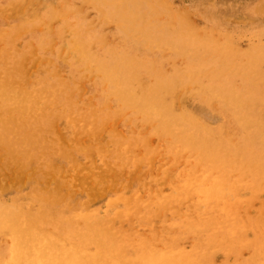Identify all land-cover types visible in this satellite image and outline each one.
I'll return each instance as SVG.
<instances>
[{"label":"bare ground","instance_id":"1","mask_svg":"<svg viewBox=\"0 0 264 264\" xmlns=\"http://www.w3.org/2000/svg\"><path fill=\"white\" fill-rule=\"evenodd\" d=\"M62 1L0 0V166L25 169L0 179V264H264V47L161 0H82L97 23ZM124 114L131 134L108 127ZM86 150L85 199L35 185Z\"/></svg>","mask_w":264,"mask_h":264},{"label":"rangeland","instance_id":"2","mask_svg":"<svg viewBox=\"0 0 264 264\" xmlns=\"http://www.w3.org/2000/svg\"><path fill=\"white\" fill-rule=\"evenodd\" d=\"M55 1H57V3L60 4L59 6L60 8L62 9L64 8V1L62 0H55ZM73 1L83 8L84 13H85V18L87 21H92L93 23L98 22L99 20L98 12L92 4L90 3L87 4L83 2L82 0H73ZM161 1L166 4H169L170 6L176 5L175 7H173L174 9L178 7L184 8L186 12V16L188 14L187 16L188 20L195 23L196 26L201 31L208 29L207 26L210 28L212 25H215L213 21H217V22H220V24H222V26L227 30V32L241 31L239 32L241 35H240L238 42L244 48H247L249 46H256V47L258 46L259 48L264 47V43H263L264 42V39H263L264 38V34H263L264 33V30H263L264 29V0H236V1L235 0H227V1L226 0H222V1L221 0H161ZM3 7L8 8V4L4 5ZM237 11L240 12V18L238 19L235 17ZM245 11L247 12V14ZM213 18L215 20H211ZM60 24H61L60 20H57L55 23V27H59ZM9 27L10 25H7L4 28H7L8 30ZM42 29H43L42 26H39L37 28V32L41 33ZM67 34H70V33H67ZM105 36L108 38L110 43L112 42L119 43L121 41V35L115 32L112 24L108 25V29H107ZM57 39H60V36H57ZM259 42L261 43V45ZM30 56H32V54H30ZM28 57H29V53H28ZM181 62L182 60H178L176 63H174L172 62V60L167 59L164 62V66L166 69L171 70L176 64H181ZM80 74L83 77L85 75H87L88 77L85 80H83L84 83L86 82L92 83L94 80L98 78L97 72H89L85 69L81 70ZM24 76L26 78H29L30 76H33V74H31V72L29 71L26 74L23 73V77ZM198 95H199V91L197 88H191L188 92L180 93L181 99H184L185 104L189 106L190 109H196V107L200 103V99H199L200 97ZM219 111H220L219 109L213 111L212 112V115H214L213 117L217 118ZM129 115L130 114L120 115L119 117H117V120L115 122L114 120H112L110 123V126L108 127L114 130L118 128L120 130H124L128 134H131L133 132V125L131 126V124L129 123V120H128ZM228 124L231 130L232 136L236 138L239 135V127L237 123H235L231 115L228 116ZM134 132H136V130ZM81 136L83 138L78 143V147L83 149L84 146L88 145V141L85 135H81ZM90 162H91V155L89 154V152L87 150L84 152H81V154L78 156L77 163H71V162L69 163L68 161H62L58 163L61 166V173L57 175L58 177L56 178L55 181H52L49 178H47L46 177L47 172L44 171L42 173L43 176L41 177V180L39 181L40 183L39 182H38L39 184L35 183V185H39L40 187L43 186L44 188L46 187L59 188V186H61L62 184V180L65 181L66 179H68L67 180L69 182L67 184L68 186L63 188L62 193L66 195L69 192L76 191L73 195L75 200H81L83 197L85 199L86 196H84L83 193L78 192V188L81 185L80 179L87 175L86 167L90 164ZM99 164L102 165L103 163L100 162ZM46 165L48 164L46 163ZM177 165H178L177 169L180 170V172H184L185 166H186L185 161L181 159L177 162ZM158 166H164V167L172 166V162L167 158H161L159 160ZM116 169L123 174L127 173L130 170L129 167H119L118 168V166L116 167ZM24 172H25V169L21 167L16 168V167L10 166L8 168H3V166H0V179L2 181H9L11 179L18 178L24 175ZM38 173L39 171H37L36 173L37 176H38ZM127 182L128 180L125 177H123L120 180H118V182L115 183L116 185H113L111 189L115 191L116 194H121L123 191L124 185ZM109 185H112V184L110 183ZM24 194H26V192ZM143 194L146 195L145 192H143ZM24 200L27 201V197ZM260 206H261L260 201H258L257 203L253 202V207L255 209L259 210L258 208Z\"/></svg>","mask_w":264,"mask_h":264}]
</instances>
